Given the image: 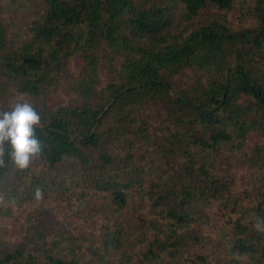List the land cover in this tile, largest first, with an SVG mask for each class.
<instances>
[{"label":"trees","instance_id":"obj_1","mask_svg":"<svg viewBox=\"0 0 264 264\" xmlns=\"http://www.w3.org/2000/svg\"><path fill=\"white\" fill-rule=\"evenodd\" d=\"M18 1L0 97L30 99L39 159L67 169L5 157L0 264H264V0Z\"/></svg>","mask_w":264,"mask_h":264},{"label":"clouds","instance_id":"obj_2","mask_svg":"<svg viewBox=\"0 0 264 264\" xmlns=\"http://www.w3.org/2000/svg\"><path fill=\"white\" fill-rule=\"evenodd\" d=\"M41 126V114L27 98L9 103L7 110L0 109V168L7 167L6 156L18 171L27 170L43 156L45 145L36 134ZM42 198L43 192L37 188L35 199ZM254 228L264 232V220L257 218Z\"/></svg>","mask_w":264,"mask_h":264},{"label":"rangeland","instance_id":"obj_3","mask_svg":"<svg viewBox=\"0 0 264 264\" xmlns=\"http://www.w3.org/2000/svg\"><path fill=\"white\" fill-rule=\"evenodd\" d=\"M6 1V8H5V20L7 22H10L11 25H15L18 28L21 27L23 28L24 25L27 22V17H28V12L29 10L23 7H19L20 2L18 0H5ZM195 78V77H193ZM64 96V95H63ZM63 96L61 97L60 92H53L52 94H49L47 96H44L41 99V102H57L59 100H61L60 98L63 99ZM21 97L27 98L25 96H19V95H15V96H11L6 100H2V97H0V109H4L7 110V107L9 105V103L20 99ZM28 100H30L29 98H27ZM159 112V113H158ZM154 110L152 115H159L160 111L158 110ZM67 166H63L60 167L61 172L58 173V171L56 170V172H50V170L47 168V166L45 165V163L38 159L33 161V163L31 164V169L37 171L40 174L52 177V176H56L55 179H57L59 176L62 175V172H66V168ZM7 210L0 212V229L4 232L7 233H13V232H17L21 231V227H16L15 223L19 218V215H21V213L17 210H14L10 213H8V215L6 214ZM19 212V213H18ZM36 218L33 219V222H36L37 225H40L42 227H44L46 230L48 231H53V230H60L62 228L61 224L58 222V218L54 216L53 213L50 212H46L44 211L42 213V215L40 216V218L37 219V216H35ZM37 220V221H36ZM32 222V223H33ZM20 225L22 224H26V221L24 219H21L20 221ZM209 230L203 229L202 233L205 235L208 233ZM205 241V240H204ZM206 242V241H205ZM207 244V242H206ZM206 248L210 249L211 246L207 245L205 246ZM119 255L114 256L115 260H118Z\"/></svg>","mask_w":264,"mask_h":264}]
</instances>
